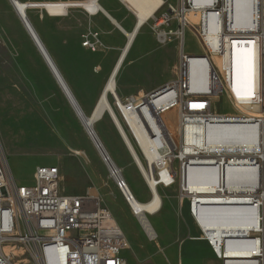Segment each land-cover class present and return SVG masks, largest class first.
Listing matches in <instances>:
<instances>
[{
	"label": "built area",
	"instance_id": "built-area-1",
	"mask_svg": "<svg viewBox=\"0 0 264 264\" xmlns=\"http://www.w3.org/2000/svg\"><path fill=\"white\" fill-rule=\"evenodd\" d=\"M182 1V14L194 10L199 15L196 25L182 21L183 45L185 28L191 25L203 53H186L182 48L177 78L155 90L124 99L113 90L108 111L145 181L151 178L158 189L178 187L181 206L188 203L199 226L206 196L224 201L221 206L243 211V224L252 227L231 253L225 245L217 248L210 242L222 264H264V15L256 14L251 30H238L229 15L231 0H200L210 5ZM257 4V8H264V0H257ZM31 8L27 7L28 20ZM175 11L172 5L162 10L155 17L156 25H169ZM219 13H226V22H219ZM26 17L20 18L26 22ZM169 34L167 31L166 40ZM244 45L257 48L259 83L254 95L238 93L234 85L230 52ZM85 46L96 50L91 39ZM225 92L237 112H213V98ZM212 123L257 126L260 135L252 147H209L205 134L199 142V133L193 130ZM91 131L96 134L93 127ZM248 135L249 142L256 139ZM105 161L115 183L123 185L125 196L129 186L123 172L114 168L108 153ZM229 167L237 171V182L232 186ZM191 168H204L213 175L203 180L204 185L192 187ZM62 179L58 164L38 165L33 182L21 184L6 154L0 151V264H128L122 255L126 235L110 209L89 190L64 191ZM254 184L255 191H249ZM131 211L145 217L154 214L137 203ZM147 233L151 240L158 237L154 230Z\"/></svg>",
	"mask_w": 264,
	"mask_h": 264
},
{
	"label": "rangeland",
	"instance_id": "rangeland-1",
	"mask_svg": "<svg viewBox=\"0 0 264 264\" xmlns=\"http://www.w3.org/2000/svg\"><path fill=\"white\" fill-rule=\"evenodd\" d=\"M101 2L127 30L133 29L136 17L121 0ZM182 2L166 0L156 13L158 17L162 10L172 5L176 11L169 25L157 26L152 18L140 30L118 76L121 96L147 93L176 79L182 48L186 53H203V45L191 25L185 28L183 45ZM190 12L186 17L196 25L199 15ZM28 17L75 99L84 113L90 115V105L98 100L126 45V35L102 12L90 14L84 7L71 8L69 15L63 17L51 16L36 7L28 10ZM161 29L172 31L166 41L158 35ZM95 34L96 38L93 37ZM87 39L96 42L95 51L85 46ZM234 52L241 56L238 69L246 74V90L243 91L254 95L257 70L253 46H236L232 49ZM229 60L235 71L233 57ZM235 89L238 92L236 85ZM212 110L217 113L237 112L228 92L213 98ZM92 127L104 150L123 172L136 198L149 200V185L109 111H105ZM0 148L7 156L17 182L31 184L38 165L58 164L64 191L84 193L89 190L98 198L110 209L126 235L122 255L128 264H181L184 243H195L197 240L192 239L193 236L206 234L190 215L188 203L183 207L179 205L178 187H162L158 189L162 208L149 216L158 237L149 239L146 228L132 213L131 204L111 176L101 151L74 111L11 0H0ZM201 169H191L192 187L202 185L207 170ZM232 208L233 212L227 215L230 219H223V233L228 237H243L244 233L236 232L238 227L232 225L234 220L231 218L238 212L237 208ZM205 260L207 264H221L220 260L211 257Z\"/></svg>",
	"mask_w": 264,
	"mask_h": 264
},
{
	"label": "bare ground",
	"instance_id": "bare-ground-1",
	"mask_svg": "<svg viewBox=\"0 0 264 264\" xmlns=\"http://www.w3.org/2000/svg\"><path fill=\"white\" fill-rule=\"evenodd\" d=\"M11 1L14 4V6H15L20 17H26L27 7H29V6H33L34 8H36V7L42 8L43 10L47 11L51 16H61V17L68 16L71 8H74V7H84L87 11H90L91 13H93L95 15L98 14L99 12H102V14L104 16H106V18L108 20H110L114 25H116L122 31V33H124L126 35V37H127L126 45L123 48V50H122V52H121V54H120V56L116 62L111 74L109 75V78H108V80L104 86V89L101 92V95H100L98 102L96 103L93 111L91 112L90 115H86L83 111L84 114H82V118H83L82 120L85 122L86 126H88V128L90 130L92 129L93 124L103 117L105 111H107L109 105H111L109 94L113 90L117 91L119 73H120L122 66L124 65V63L128 57V54H129V51H130L132 45L134 44L138 34L140 33V30L152 18L155 19L156 13L162 7V4L166 2V0H121L132 11V13L136 17V23H135L133 29L127 30L109 12V10L102 4V2H101L102 0H83V1H76V0L63 1V0H61V1H43V2H34V1L25 2L23 0H11ZM193 2L196 5H201V4H207V5L209 4L210 5V2L202 3L200 0H193ZM228 5H229V15H230L231 19H233V21H234V27L238 30H251L253 27V22H254V18L256 16V14L257 15H264V8H257L258 7L257 0H231V2L229 1ZM190 11L196 12L194 10L184 11V13L182 14V16H183L182 21L183 22L187 23L188 19L186 17V14H187V12H190ZM193 12H190V13H193ZM26 19H27V21L25 22L26 27H27L28 31L30 32V34L32 35L31 31H33L36 39L39 40L40 42H42L35 26L28 20L27 17H26ZM219 22H226V13H219ZM168 32L171 33V31H168ZM166 33H167V31L165 29H161L159 31L158 35L161 37V39L166 41V37H165ZM182 35H183V33H182ZM42 44H43L42 48H43L44 52L47 54L48 61L50 63V62H52L51 61L52 57L50 56V54L46 50V47H45L43 42H42ZM253 50H254L253 61L255 63L256 70H257V79H256V82L254 85L255 89L254 88L253 89L256 92V89H257L258 83H259V62H258L256 46H253ZM230 57L231 58L233 57V55L231 53H230ZM54 71L57 72L56 74H58L57 66H54ZM59 77H60L59 78L60 82H62L63 84H66L64 78H62L63 76L62 77L59 76ZM253 93H254V91H253ZM193 131H195L196 133H199V135H198L199 142L202 140L201 134L202 133L205 134V136L207 137L206 146L214 147V148H220V147L226 146L229 149L245 148V147H249V146L252 147V146L256 145L257 137L260 135V128L257 126L252 127L250 125H232V124H228V123H212L203 129L196 127V128H194ZM88 133H89V131H88ZM247 135H248V137H250V135H252V137H255L256 139L249 142L247 140ZM91 137L94 138V140H95V138H96V140H99L97 138L96 134H94V133L92 134ZM2 150L3 149L0 148V151H2ZM100 151H101V153L104 157V160H105V154L107 152L104 150L103 146H102V149H100ZM132 156L134 158L133 153H132ZM134 161H135V159H134ZM114 168H119V167L114 163ZM191 169H197V168H191ZM191 169H190V171H191ZM227 174H228L229 184L231 186L234 185V183L237 182L236 180H234V178L237 175V171L235 169L229 167ZM212 175H213V172L207 170V174L204 177H202V181L205 180L206 178L212 176ZM189 179H190V172H189ZM147 184L149 185V188H150L151 192L153 193V196L149 200L142 201V200L136 198L132 189L128 185V182H127V185L129 187H125V197L129 201V203L131 204L132 209H136V203H137V205L141 209H147L151 213L156 214V213L160 212V210L162 208V203H163L162 198L160 196L158 187L156 186V182L154 180L149 178ZM117 185L123 192V185H121V184H117ZM255 188H256V184L252 185L249 191L254 192ZM203 201H205V204H206L203 208L208 207V206H212V207L221 206V203L224 202L220 199L217 200V199L211 198L209 196H206L205 200H203ZM224 207H226V208H228V207L237 208L236 206H232V205L231 206L230 205L224 206ZM237 211L238 212H236L235 216H234V214H233V217L231 216L232 217L231 220H234L233 221L234 224H232V225L237 226L238 228L235 229L236 232L241 231L244 233V236L243 237H226V236H224V237H222L219 245L216 244L210 237H208L205 234L206 228L200 221L202 211L200 212V216H199V222L201 225L200 227H201L203 234H205V238L209 242H213L217 248H220L222 245H225L227 253H231V250H232L231 248H234L236 246L234 244L240 243V241L243 240V238L247 235L248 231L252 227V224L251 225H244L243 224L244 218H245L243 211H241L240 208H237ZM137 216L136 217L139 219H140V217L142 218L141 224L144 225L143 226L144 229L146 228L145 229L146 233L147 232H153V230L156 231L154 229V227L151 226V224H150L149 215H147L145 217L143 215V213H141L140 215H137ZM224 218L230 219L229 216H224ZM147 234H149V233H147ZM228 239H230V240L228 241ZM235 240H240V241H235Z\"/></svg>",
	"mask_w": 264,
	"mask_h": 264
},
{
	"label": "crops",
	"instance_id": "crops-1",
	"mask_svg": "<svg viewBox=\"0 0 264 264\" xmlns=\"http://www.w3.org/2000/svg\"><path fill=\"white\" fill-rule=\"evenodd\" d=\"M102 18H104V17H102ZM106 19H105V21H106ZM231 54L233 55V57H234L233 60L235 62L234 63V67H235L234 82H235V85L238 87V93H244L243 90H246V85H245L246 74H243L238 69V66L241 63V61H240L241 56L235 52L234 53L231 52ZM246 62H247V60H246ZM252 71H253V74H255L253 66H252ZM108 78H109V76H108ZM108 78H107V80H108ZM118 81H119V79H118ZM106 82H105V84H106ZM105 84L103 85L102 90L104 89ZM119 84H120V81L118 82L116 92L120 98L124 99L128 96L123 97L120 95L121 90L119 89ZM69 88H70V86H69ZM70 90H71V88H70ZM102 90H101V92H102ZM71 92H72V90H71ZM140 93H144V92H140ZM247 94H249V93L247 92ZM100 95H101V93H100ZM74 97H76V96L74 95ZM109 98H110V101L112 102L111 93L109 94ZM76 100H77V98H76ZM77 102H78V100H77ZM97 102H98V100L96 101V103ZM96 103L95 104L91 103L90 107H92V111H93ZM201 170L206 171V169H204V168H202ZM202 185H204L203 181H202ZM162 189H164V188H162ZM151 197H152V195H151ZM178 202H179V205L181 206L180 201H179V197H178ZM183 206H181V207H183ZM232 212H233L232 207L226 208L224 206H215V207L208 206V207H205L202 209L200 221L206 228V235L208 237H210L218 245L220 244L222 237H224V236L228 237V234L223 233L224 230H223V220L222 219H224V216H227ZM192 239L197 240V242H195V243L187 242V243H184V245L182 246L181 264H207V262L205 260L207 257H211L213 259L220 260V262L222 264V260L217 257L211 243L205 238V236H193ZM229 240L230 239H228V241ZM235 241H238V240H235Z\"/></svg>",
	"mask_w": 264,
	"mask_h": 264
},
{
	"label": "water",
	"instance_id": "water-1",
	"mask_svg": "<svg viewBox=\"0 0 264 264\" xmlns=\"http://www.w3.org/2000/svg\"><path fill=\"white\" fill-rule=\"evenodd\" d=\"M31 32H32V37L34 38V40H35L38 48L40 49L42 55L46 59V61L49 64L50 68L52 69V71H53V73H54V75H55V77H56L59 85L61 86L62 90L65 92V95L67 96L69 102L71 103L74 111L76 112L77 116L80 118V120L82 121V123L84 124L85 128L87 129V131H89V134L92 136V131L88 128V126H86L85 122L82 120L83 119L82 118V114H84V113H83V110H82L81 106L79 105V103L77 102V100L75 99V97L73 96V94H72L69 86L67 85V83L66 84H63L62 82H60V80H59L60 77L59 76L62 77V75H61L60 71L58 70V68H57L58 74H56L57 72L54 71V66H56V64L54 63L53 59L51 60L52 62L49 63L48 56L44 52V50L42 48V45H43L42 42H40L39 40L36 39L33 31H31ZM93 141L95 142V145L98 147L99 150L102 149V144H101V142L99 140H96V138L94 140V138H93Z\"/></svg>",
	"mask_w": 264,
	"mask_h": 264
}]
</instances>
